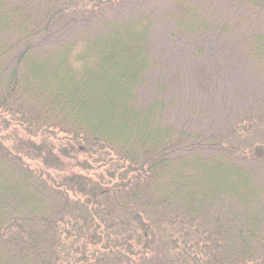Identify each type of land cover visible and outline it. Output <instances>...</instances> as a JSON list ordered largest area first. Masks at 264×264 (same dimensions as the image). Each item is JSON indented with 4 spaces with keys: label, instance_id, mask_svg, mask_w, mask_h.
<instances>
[{
    "label": "trees",
    "instance_id": "obj_1",
    "mask_svg": "<svg viewBox=\"0 0 264 264\" xmlns=\"http://www.w3.org/2000/svg\"><path fill=\"white\" fill-rule=\"evenodd\" d=\"M142 1L0 0V264H264V132L167 118L183 78ZM172 20L219 27L180 2ZM263 34L246 57L264 75ZM95 145L118 162L109 189L76 162Z\"/></svg>",
    "mask_w": 264,
    "mask_h": 264
},
{
    "label": "rangeland",
    "instance_id": "obj_2",
    "mask_svg": "<svg viewBox=\"0 0 264 264\" xmlns=\"http://www.w3.org/2000/svg\"><path fill=\"white\" fill-rule=\"evenodd\" d=\"M176 2L197 6L219 27L204 34L180 33L172 20ZM133 10L153 18L156 58L169 72L183 78L175 93L178 104L169 109L167 118L180 125L189 123L187 126L195 130L213 129L216 124L219 131L238 118L242 121L240 135L255 141L264 132V75L247 60L246 50L252 45L254 33H264V15L234 8L226 0H143ZM192 66L198 67L190 78L185 72ZM201 67L204 75L213 79L206 88H200L198 81L203 78ZM1 124L0 136L10 135ZM1 137L4 142L11 141ZM77 161L86 166L80 172L102 186L109 189L117 182L114 170L118 162L106 149L92 146L88 153L79 154ZM113 172L116 178L111 176Z\"/></svg>",
    "mask_w": 264,
    "mask_h": 264
}]
</instances>
